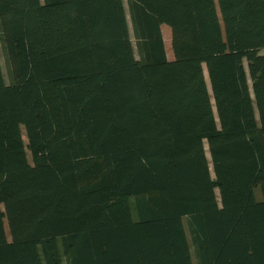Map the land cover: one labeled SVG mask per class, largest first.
<instances>
[{"label":"trees","instance_id":"obj_1","mask_svg":"<svg viewBox=\"0 0 264 264\" xmlns=\"http://www.w3.org/2000/svg\"><path fill=\"white\" fill-rule=\"evenodd\" d=\"M0 264H264V0H0Z\"/></svg>","mask_w":264,"mask_h":264},{"label":"rangeland","instance_id":"obj_2","mask_svg":"<svg viewBox=\"0 0 264 264\" xmlns=\"http://www.w3.org/2000/svg\"><path fill=\"white\" fill-rule=\"evenodd\" d=\"M124 1H125V4H126V0H124ZM160 29H161L162 36H163V42H164V47H165L167 58L169 60H171L173 58V52H172V49H171V30H170V27L168 25H166V24H161L160 25ZM131 34H132V31H131ZM1 63H2V68H3V73H4L5 77H6L7 76V72H6V66L4 64L3 56H1ZM23 139L26 142V138L24 136V130H23ZM27 157L30 160V156H29L28 152H27ZM255 194H256V197H260V188L259 187L256 188ZM5 230H6L7 235H8V227H7V223L6 222H5Z\"/></svg>","mask_w":264,"mask_h":264},{"label":"bare ground","instance_id":"obj_3","mask_svg":"<svg viewBox=\"0 0 264 264\" xmlns=\"http://www.w3.org/2000/svg\"><path fill=\"white\" fill-rule=\"evenodd\" d=\"M205 75H206V73H205Z\"/></svg>","mask_w":264,"mask_h":264}]
</instances>
